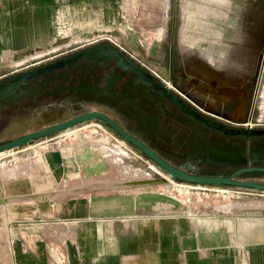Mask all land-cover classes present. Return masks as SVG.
Wrapping results in <instances>:
<instances>
[{"label":"crops","instance_id":"obj_1","mask_svg":"<svg viewBox=\"0 0 264 264\" xmlns=\"http://www.w3.org/2000/svg\"><path fill=\"white\" fill-rule=\"evenodd\" d=\"M113 3L0 0V76L23 68H13L16 60L45 54L55 37L56 13L66 10L73 28L90 29L109 21L103 7ZM201 7L206 10L199 13L207 15L208 5ZM213 11L212 18L223 15ZM51 166H35L32 171L42 174L31 177L23 193L10 188L0 210V264H264V211L179 210L151 185H119L126 179L121 169V177L106 170L86 184L87 195L73 196L81 189L70 175L74 165ZM49 172L72 182L57 190L68 194L64 198L48 196Z\"/></svg>","mask_w":264,"mask_h":264},{"label":"flooded vegetation","instance_id":"obj_2","mask_svg":"<svg viewBox=\"0 0 264 264\" xmlns=\"http://www.w3.org/2000/svg\"><path fill=\"white\" fill-rule=\"evenodd\" d=\"M258 12V17L244 22L240 39H233L226 32L233 16L220 15L222 20L213 17L212 26L217 34L203 36L206 41L214 40L212 50L206 52V61L192 60L185 71L178 72L174 45L176 21L169 7V17L161 35L164 40L162 56L149 54L138 43L128 48L111 35L110 41L116 49L103 47L87 57L60 62L38 78L28 79L25 85L41 89L36 95H28L0 108V135L5 127L18 124L19 116L27 111L34 110L28 117L32 120L67 110L74 115L94 110L109 116L181 171L199 176H225L246 167L264 168V121L254 115L264 69V8ZM200 64L206 69L199 75L193 71ZM82 82L96 85L106 92L105 95L96 93L95 99L80 102L70 97L62 99L67 89L56 99L44 94L52 88L75 87ZM197 84L211 92L213 98L197 93L193 89ZM221 96L228 98L227 101L215 99ZM242 101L244 107L240 109L238 105ZM102 103L110 110L98 105ZM86 104L91 108L86 109ZM53 123L34 126L27 131ZM3 140L0 138V142ZM199 147L204 149L201 151L204 154L212 149L225 150L230 154L227 157L230 162H220L209 156L196 157ZM237 150L244 163L237 162L234 157ZM140 156L147 160L144 155ZM151 164L160 171L156 164ZM233 179L264 183V174L245 171L235 174Z\"/></svg>","mask_w":264,"mask_h":264},{"label":"rangeland","instance_id":"obj_3","mask_svg":"<svg viewBox=\"0 0 264 264\" xmlns=\"http://www.w3.org/2000/svg\"><path fill=\"white\" fill-rule=\"evenodd\" d=\"M222 1L223 4H231L230 7L226 5L219 7L221 0H207V3L206 0H114L113 7H103V13L108 16L109 21L99 22L96 27L90 29L73 28L65 10L62 14L54 15L55 37L45 50V54L16 60L13 68L26 67L39 61L40 58H48L84 44L91 38H86L80 33L93 31H112L116 42L125 43L128 48L138 43L146 48L149 54L162 56L164 54L162 29L169 17V7H172V18L176 21L174 35L176 70L185 71V67L192 60L206 61V52L210 53L212 50L214 40L206 41L203 36L215 33V28L212 26V14H215L213 9L222 10L223 15L228 13L233 16L226 32L230 33L233 39H240L244 22L255 16L258 17L259 9L264 8V0ZM201 4L208 5L207 15L199 13L200 9L206 8L201 7ZM220 15L218 18L222 20L223 16ZM98 36L100 33L92 36V39H97ZM235 68H238L237 64ZM205 69L206 67L200 64L193 72L200 75ZM193 89L208 99L213 98L211 92L204 89L201 84H197ZM215 99L226 102L228 98L221 96ZM243 107L242 101L238 108L243 109ZM254 115L264 121V69ZM63 163L74 165L75 172L70 175L78 177L74 179L76 186L81 185V189L73 193V196L87 195L86 184L95 179H102L106 170H113L118 178L121 177L116 172V169H121L126 179H123L119 185H151L161 200L173 203L179 210L217 212L239 207L243 211L255 209L264 211V192L205 185L200 186L206 188H200L198 185L182 182L195 186L190 188L171 183L169 178L161 179L166 176L164 173L157 171L156 168H149V165H152L150 162L143 160L137 152L95 121L74 126L67 131L12 149L6 156L0 158V210L10 199V188L12 190L17 188V194L23 193L30 184V178L42 174L39 171H32L35 166ZM78 170L85 172H77ZM49 179L52 186L48 195L50 199L58 196L64 198V195H68L57 194V190L62 191L72 183L63 180L62 173L60 176L59 172H49ZM149 179H156V182H149ZM23 197L24 195H19L16 198Z\"/></svg>","mask_w":264,"mask_h":264},{"label":"water","instance_id":"obj_4","mask_svg":"<svg viewBox=\"0 0 264 264\" xmlns=\"http://www.w3.org/2000/svg\"><path fill=\"white\" fill-rule=\"evenodd\" d=\"M98 33H100L101 39L91 43L93 42L92 36L97 35ZM82 35L86 38H91L92 40L89 39L86 45H80L68 53H64L56 57H50L44 61L16 69L0 76V108H5L8 103L21 101L28 95H36L40 91L41 87H29L30 85H25V82L30 78H38L40 74L50 71L54 67L58 66L57 64L60 62L66 63L68 61L87 57L92 52H97L103 47L116 49L115 45L110 41V36L114 35L112 31L85 32ZM63 57H65V60H62ZM65 89L68 90V93L65 95L63 94L62 99H67L70 97L72 100L80 102L91 101L92 99H95L93 95L96 93H99L100 95H105L106 93L104 90L99 89L96 85H90L88 82H82L81 85L75 87H61L60 89L52 88L50 90H46L44 94L46 96H53L56 99L59 97L61 91ZM98 105L106 110H110L109 107L104 103ZM85 107L86 109L91 108V106L87 104ZM32 112H34V110L27 111L25 114L19 116L18 124H10L2 130L0 138L4 140L0 142V157L5 156L10 149H16L20 146L39 141L47 136L67 131L74 126L95 121L101 124L105 129L119 138L139 155H144L149 162L156 164L158 169L167 176L162 177L161 179L163 180H167L169 178L175 182H185L195 185L235 187L264 192V183L233 179L235 174L245 171L250 173L264 174V168L246 167L236 170L233 173L225 176H199L181 171L170 163L164 161L161 157L156 155L154 151L147 148L135 135L130 134L127 130H125L119 124L114 122L109 116L102 112L89 110L85 113L74 115L72 111L67 110L59 114L48 115L45 118L36 117L31 120L28 119V117L32 114ZM51 122L54 123L34 131H27L28 128H32L34 126H43ZM201 151H204V149L200 147L197 148V153L195 156H209L220 162H230L227 160V157H229L230 154L225 150L212 149L211 151L206 152L208 154H204ZM233 155H235L234 157L237 159V162H245V160L239 155V150H237Z\"/></svg>","mask_w":264,"mask_h":264},{"label":"built area","instance_id":"obj_5","mask_svg":"<svg viewBox=\"0 0 264 264\" xmlns=\"http://www.w3.org/2000/svg\"><path fill=\"white\" fill-rule=\"evenodd\" d=\"M99 38H100V36H98ZM98 39V38H97ZM93 40H96V39H93ZM92 40V41H93ZM8 154V153H7ZM6 154V155H7ZM5 155V156H6ZM4 156H2V157H0V158H3ZM149 168H151V169H154L155 167L153 166L152 167V165H149ZM172 183H175L176 185H179V186H183V187H190V188H194L195 186H192V185H188V184H185V183H182V182H175V181H172ZM200 188H206V187H201L200 185H198ZM225 190V189H224Z\"/></svg>","mask_w":264,"mask_h":264},{"label":"bare ground","instance_id":"obj_6","mask_svg":"<svg viewBox=\"0 0 264 264\" xmlns=\"http://www.w3.org/2000/svg\"><path fill=\"white\" fill-rule=\"evenodd\" d=\"M10 150H11V149H10ZM10 150H8V151H10ZM148 181H149V182H156V179H149ZM169 181H170V180H168V182H169ZM171 181H172V180H171ZM171 181H170V182H171ZM165 182H166V181H165ZM165 182H164V183H165ZM171 183H172V182H171Z\"/></svg>","mask_w":264,"mask_h":264}]
</instances>
